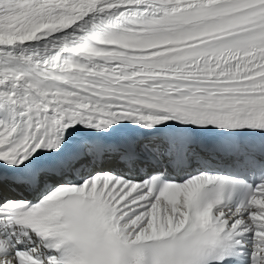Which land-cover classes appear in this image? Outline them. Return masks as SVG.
I'll return each mask as SVG.
<instances>
[{
    "label": "snow or ice",
    "instance_id": "snow-or-ice-1",
    "mask_svg": "<svg viewBox=\"0 0 264 264\" xmlns=\"http://www.w3.org/2000/svg\"><path fill=\"white\" fill-rule=\"evenodd\" d=\"M0 264H264V0H0Z\"/></svg>",
    "mask_w": 264,
    "mask_h": 264
}]
</instances>
